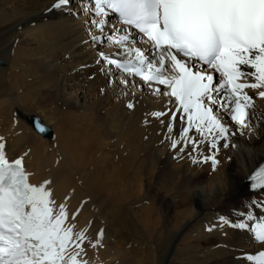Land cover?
Masks as SVG:
<instances>
[{"label":"bare ground","instance_id":"bare-ground-1","mask_svg":"<svg viewBox=\"0 0 264 264\" xmlns=\"http://www.w3.org/2000/svg\"><path fill=\"white\" fill-rule=\"evenodd\" d=\"M66 2L0 0V152L23 159L38 201L61 215L67 253L77 264H263L253 230L264 190L245 180L264 159V46L229 59L253 99L243 108L197 66L169 87L145 82L156 71L118 73L111 61L134 62L141 43L102 9ZM16 106L54 124L52 144Z\"/></svg>","mask_w":264,"mask_h":264},{"label":"water","instance_id":"water-1","mask_svg":"<svg viewBox=\"0 0 264 264\" xmlns=\"http://www.w3.org/2000/svg\"><path fill=\"white\" fill-rule=\"evenodd\" d=\"M13 116L25 122L37 134L47 139L50 144L53 143L55 132L50 125L44 122L38 113H27L22 107L16 106L13 110Z\"/></svg>","mask_w":264,"mask_h":264},{"label":"rangeland","instance_id":"rangeland-1","mask_svg":"<svg viewBox=\"0 0 264 264\" xmlns=\"http://www.w3.org/2000/svg\"><path fill=\"white\" fill-rule=\"evenodd\" d=\"M220 101H221V99H220ZM220 101H219V102H220ZM22 106H23L24 108L26 107V108L28 109V111H33L32 108L30 107V105H29L28 103L23 104ZM28 111H27V112H28ZM28 113H29V112H28ZM31 113H35V112H31ZM37 113H38V112H37ZM38 114H39L41 117L43 116L42 113H38ZM16 119H17V118H16ZM42 119L44 120V122H45L46 124L48 123V125H51L52 129L54 130V132H55V134H56V129H55L54 124L51 123V122H47L44 116L42 117ZM54 138H55V137H54Z\"/></svg>","mask_w":264,"mask_h":264}]
</instances>
